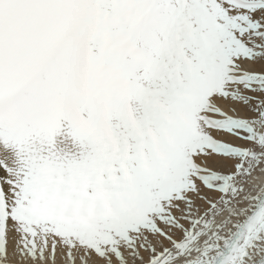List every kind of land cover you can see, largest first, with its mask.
I'll return each mask as SVG.
<instances>
[{
  "label": "snow or ice",
  "instance_id": "6c2138e0",
  "mask_svg": "<svg viewBox=\"0 0 264 264\" xmlns=\"http://www.w3.org/2000/svg\"><path fill=\"white\" fill-rule=\"evenodd\" d=\"M0 264H264V0H0Z\"/></svg>",
  "mask_w": 264,
  "mask_h": 264
}]
</instances>
